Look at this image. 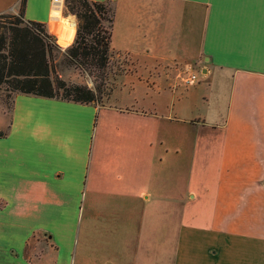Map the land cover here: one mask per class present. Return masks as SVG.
<instances>
[{
  "label": "crops",
  "instance_id": "crops-1",
  "mask_svg": "<svg viewBox=\"0 0 264 264\" xmlns=\"http://www.w3.org/2000/svg\"><path fill=\"white\" fill-rule=\"evenodd\" d=\"M20 3L0 0V13H16ZM182 4L194 18V38L174 37L157 18L150 28L140 29L138 23V57L186 60L202 55L231 72L228 108L216 124L221 131L197 137L204 158L218 159V182L192 184L190 174L180 193L138 189L136 168L96 165L91 154L99 103L14 93L9 120L5 129L4 122L0 126V264H81L84 258L138 264V200L142 217L162 213L182 221L172 237L169 264H264V228L252 223L256 218L250 214L240 215L236 204L229 216L222 217L221 210L225 196L238 197V187L227 184L225 175L241 172L239 159L264 158V149H255L264 142V0H138V14L160 5L157 16L163 17L169 5ZM51 6L52 0H24V19L44 23L68 47L77 22L67 17L74 31L68 43H61L63 29L51 21ZM123 50L130 54L128 47ZM200 99L205 108L198 110L206 115L208 97L202 93ZM158 141L168 152V139ZM68 217L70 241L64 251L50 225ZM222 222L235 225L223 227ZM32 240L43 245L41 255L33 256ZM47 251L51 261L44 259ZM94 253L99 259H93Z\"/></svg>",
  "mask_w": 264,
  "mask_h": 264
},
{
  "label": "rangeland",
  "instance_id": "rangeland-1",
  "mask_svg": "<svg viewBox=\"0 0 264 264\" xmlns=\"http://www.w3.org/2000/svg\"><path fill=\"white\" fill-rule=\"evenodd\" d=\"M109 5L114 10L110 43L113 51L100 75L97 72L90 74L69 63L63 56L67 47L61 46L56 36L54 51L57 56L53 60V76L66 83L99 90L91 149L96 165L136 168L133 171L138 172V189L154 190L158 194L180 193L190 174L189 182L192 184L203 181L217 183L218 159L215 155L204 158L197 137L221 131L216 124L223 122L228 108L231 72L204 60L202 55L186 60L179 57L165 60L138 57V23L140 29L150 28L157 18L156 22L159 21L161 27L167 26L169 34L172 32L174 37L180 34L182 40L194 38V18L183 4L169 5L163 17L157 16L160 5L157 11L144 7L138 14V0H110ZM12 15H18V11L5 12L0 23L8 25L15 21ZM64 16H72L77 22L74 14L65 12ZM62 24L60 29L64 28ZM124 47H128L131 55L124 53ZM202 93L208 97L206 115L198 110L199 107L205 108L200 99ZM13 94L5 83L0 82V126L4 122L3 129L9 120ZM212 111L217 114L214 118L209 116ZM192 113L195 117L190 118ZM210 120L214 124H208ZM160 137L168 139L164 144L169 146L168 152L159 145ZM255 149L262 151L264 142L258 143ZM160 156L164 159L159 162ZM203 160L208 164L205 165ZM239 169L241 172L231 178L225 175L227 184L230 182L238 187V197L236 200L224 197L222 217L229 216L236 204L240 215L250 214L256 218L252 223L264 228V158L239 159ZM126 178L135 181L134 175ZM140 208L138 200V264H169L175 243L172 237L175 230L177 234L182 221L162 216V213L158 216L149 213L142 217ZM175 210H179L178 206ZM68 219L50 225L57 229L64 251L70 241L71 218ZM221 225L232 227L235 223L222 222ZM31 244L34 246L35 240ZM42 246L40 243L35 245L33 256L41 255ZM43 255L45 260H52V252L47 251ZM93 259H99V253H94ZM85 260L81 264H99L98 261Z\"/></svg>",
  "mask_w": 264,
  "mask_h": 264
},
{
  "label": "trees",
  "instance_id": "trees-1",
  "mask_svg": "<svg viewBox=\"0 0 264 264\" xmlns=\"http://www.w3.org/2000/svg\"><path fill=\"white\" fill-rule=\"evenodd\" d=\"M23 8L21 0L18 15H12L15 21L8 25L0 23V82L14 93L99 103L97 88L66 83L53 76L55 36L44 23L25 20ZM65 12L76 16L77 28L63 56L75 67L100 75L111 55L113 7L107 1L65 0ZM2 17L4 13H0Z\"/></svg>",
  "mask_w": 264,
  "mask_h": 264
},
{
  "label": "built area",
  "instance_id": "built-area-1",
  "mask_svg": "<svg viewBox=\"0 0 264 264\" xmlns=\"http://www.w3.org/2000/svg\"><path fill=\"white\" fill-rule=\"evenodd\" d=\"M65 15V0H52L50 19L54 23L61 24Z\"/></svg>",
  "mask_w": 264,
  "mask_h": 264
},
{
  "label": "bare ground",
  "instance_id": "bare-ground-1",
  "mask_svg": "<svg viewBox=\"0 0 264 264\" xmlns=\"http://www.w3.org/2000/svg\"><path fill=\"white\" fill-rule=\"evenodd\" d=\"M71 23H73V21H71V19H69V18L63 19L62 25L64 26V28H63L62 32L59 33L60 42L63 44L68 43L71 39L72 34H73L74 24H73V26H71Z\"/></svg>",
  "mask_w": 264,
  "mask_h": 264
}]
</instances>
